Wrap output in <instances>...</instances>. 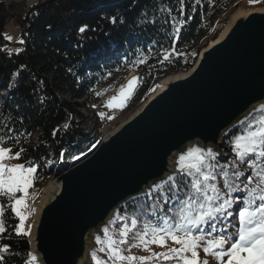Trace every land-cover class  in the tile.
I'll return each instance as SVG.
<instances>
[{"label": "trees", "instance_id": "obj_1", "mask_svg": "<svg viewBox=\"0 0 264 264\" xmlns=\"http://www.w3.org/2000/svg\"><path fill=\"white\" fill-rule=\"evenodd\" d=\"M238 1L183 0L181 5L180 0H37L32 4L0 0L2 145L15 152L22 149L21 164L35 167L36 175L52 176L60 165L84 156L100 139L93 130L107 120L104 112L111 107L102 101L105 95L122 85L131 71L136 72L131 80L139 78L132 97L138 101L163 77L188 70L210 36H217V20ZM181 6L183 15L179 14ZM174 19L182 22L178 36ZM9 21L21 26L19 49L5 37ZM96 104L99 110L92 118L90 110ZM261 116L264 109L232 131L223 140L222 155L216 161L223 165L235 162L245 177L251 175L248 164L236 159L233 141ZM253 159L264 164V157ZM187 180L178 178L182 188ZM217 183L222 185V179L218 177ZM1 198L8 231L0 236V245L10 243V251L0 264H34L28 236L14 231L18 218L10 210L11 200ZM242 206L233 207L232 216L216 221V231L225 228L227 234L235 233ZM176 207L175 199L165 203L158 192L133 200L120 210L108 237L120 233L125 224L130 226L135 218L137 226L129 234L133 239L145 224L162 226V217L172 215L169 208ZM202 228L210 231L208 225ZM106 241L105 237L98 243L96 258Z\"/></svg>", "mask_w": 264, "mask_h": 264}, {"label": "water", "instance_id": "obj_2", "mask_svg": "<svg viewBox=\"0 0 264 264\" xmlns=\"http://www.w3.org/2000/svg\"><path fill=\"white\" fill-rule=\"evenodd\" d=\"M262 105L264 6L235 13L188 70L161 79L128 119L56 169L27 237L34 264H91L97 237L105 240L125 205L178 175L189 149L220 157L223 140Z\"/></svg>", "mask_w": 264, "mask_h": 264}, {"label": "snow or ice", "instance_id": "obj_3", "mask_svg": "<svg viewBox=\"0 0 264 264\" xmlns=\"http://www.w3.org/2000/svg\"><path fill=\"white\" fill-rule=\"evenodd\" d=\"M180 3L183 5V0H180ZM183 11L181 6L179 14L183 15ZM181 24L182 22L173 20L177 36ZM80 31L84 32L85 28ZM170 55L171 53L163 58L167 60ZM138 80V77L130 80L126 90L122 88L119 96L112 97L107 106L124 105ZM261 108L264 109V105ZM100 115L103 116V113ZM239 123L243 125L245 121ZM3 142V137H0V196L11 200L10 210L19 219V223L14 227L15 233L29 235L30 230L24 227L27 217L22 209L26 207L25 197L32 186L36 168L3 163L9 158L19 159L22 151L21 149L13 154L12 149L2 146ZM232 151L240 164L247 163L252 169L251 175L245 177V173L239 170V165L235 162L231 165L220 164L216 161L219 154L212 148L205 150L197 147L180 155L177 161L178 175H169L166 180L160 181L150 190L149 195L158 192L165 203L170 198L175 199L178 207L169 208L172 215L162 217V226L145 224L144 230L135 233L133 237L139 244L133 243L132 246H142L148 250L150 244L166 247V242L171 240L179 247L169 248L163 253L152 252L150 256L122 254L118 245L129 243V234L137 226V219L133 218L130 226H123L120 232L122 239L119 241L108 237L107 228L103 230L108 244L101 251H106L109 259L121 262H145L157 258L165 261L176 260L179 264H209L208 259L201 258L202 251L205 257L216 259L217 264H264V164L258 165L253 159L264 157V116L254 124L248 123L246 131L234 139ZM229 167L233 169L231 173L228 171ZM183 177L188 180L182 188L178 178ZM218 177L222 179V185L217 183ZM16 193H23V196L16 197ZM241 203L243 206L238 211L237 231L227 234V229L222 228L217 232L215 222L232 216L231 209ZM204 225H208L210 231L204 232ZM7 231L5 206L0 203V236ZM97 242H100V237H97ZM9 251L10 243L0 245V262L5 260V254ZM35 259V256H31L32 261ZM93 259L97 260L95 254ZM97 264H100V261L97 260Z\"/></svg>", "mask_w": 264, "mask_h": 264}, {"label": "rangeland", "instance_id": "obj_4", "mask_svg": "<svg viewBox=\"0 0 264 264\" xmlns=\"http://www.w3.org/2000/svg\"><path fill=\"white\" fill-rule=\"evenodd\" d=\"M4 1H10V0H4ZM14 1H25L28 4H32L33 2H35L37 0H14ZM263 6H264V0H239L238 2L234 3L217 20V22L219 21V23H218V26L214 29V30L218 29L217 36L221 33V31L223 30V28L225 27V25L227 24L229 19L238 11L243 10V9H252V8L263 7ZM4 34H5V37L11 41V43L14 45L15 48H18V49L21 48L20 43L22 42L23 38H22V29H21L20 24L14 22V21H9L6 24ZM215 38H212V36H210L207 44ZM185 56L191 57V54L189 53ZM135 73H136L135 71H131L128 74L126 80L123 82V84L120 85L119 87H117L115 90L109 92L107 95H105V97L102 99V101L104 103H109V101L112 99V97H114V96L118 97L122 88H125V90H126V86H127L128 82L131 80V77L135 75ZM158 82H157V84H158ZM157 84L150 89L148 96L146 98L143 97V98L139 99L138 101H133L132 100V97L134 94V91H133L130 95V98L125 102L124 105L113 106L109 109V111H105L104 115H106L107 120H102L98 125H96V128L93 130V132L97 133L99 138H101V136H103L105 133L116 128L121 122L128 119L147 100V98L157 89ZM95 110H99L98 104L94 105V108L92 110H90L91 111L90 113H92V115H91L92 118L95 117V114H96ZM93 111H94V114H93ZM98 120H101V119L99 118ZM2 146L4 148H10V146L5 145V144ZM12 153L14 154L15 151L12 150ZM3 163H5L7 165H13V166L14 165H22L20 158L19 159L9 158V159H6L5 161H3ZM54 174L52 176H44V175L38 176V175H36V173L33 174L32 186L28 189V195L25 197L26 207L24 209H22V211L24 212V214L27 217L24 227L29 229L30 232L32 229L33 212H34L35 204L39 200L44 188L46 187V185L53 179ZM15 196L16 197L23 196V193H16ZM1 197L2 196H0V203H1V199H2ZM11 206H12V204H11ZM18 223H19V219H18ZM27 236H29V235H27ZM112 236H113L112 239H115L117 241L122 239L120 233L113 234ZM130 238H129V243L127 245H118L122 250V254H124V255H133L136 257L150 256L152 252L163 253V252H167L169 248L179 247L178 245H175L171 240H168L166 242V244H167L166 247H159L157 245L150 244L148 246V250H145L142 246L133 247L132 244L133 243L139 244V241L138 240L135 241L134 239H132V236ZM149 239H150V236H149ZM107 244H108V241H106L104 243V245L100 248V255L97 258V260L100 261V264H179V262L176 260L165 261V260L157 259V258H153V259L145 261V262H141L139 260H137L135 262L115 261V260L109 259V255L106 251H101L102 248L107 247ZM98 247H99V245H98ZM203 258L208 259L209 264H217V260L212 258V257H203ZM97 260H94L92 264H97Z\"/></svg>", "mask_w": 264, "mask_h": 264}, {"label": "bare ground", "instance_id": "obj_5", "mask_svg": "<svg viewBox=\"0 0 264 264\" xmlns=\"http://www.w3.org/2000/svg\"><path fill=\"white\" fill-rule=\"evenodd\" d=\"M188 54V53H187Z\"/></svg>", "mask_w": 264, "mask_h": 264}]
</instances>
